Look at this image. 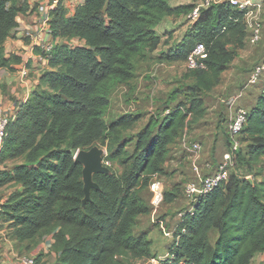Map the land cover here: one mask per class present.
Here are the masks:
<instances>
[{
    "label": "trees",
    "instance_id": "obj_1",
    "mask_svg": "<svg viewBox=\"0 0 264 264\" xmlns=\"http://www.w3.org/2000/svg\"><path fill=\"white\" fill-rule=\"evenodd\" d=\"M195 5L85 0L71 16L63 4L52 13L57 45L49 69L18 106L0 151L1 164L23 160L0 169V189L19 187L0 203V219L13 221L20 239L53 233L56 264H123L119 257L125 253L134 258L150 255V242L135 234L138 217L151 209L141 189L166 172L170 146L189 116L199 120L205 114L201 95L219 85L245 47L243 13L230 3L202 10L170 58L185 61L197 43H204L209 51L206 69L190 70L193 83L170 96L173 101L183 93L184 99L151 116L135 136L132 151L126 149V139L120 143V128L133 126L139 117L124 115L108 123L105 115L112 91L135 77L136 57L158 47L157 28L163 19L189 14ZM28 10V0H0V69L13 70L21 62L7 56L6 42L19 26L18 17ZM73 39L85 43L69 44ZM248 111L235 168L240 160L249 165L264 159V89ZM100 143L107 147L106 161L121 166L122 172L109 168L108 173L94 174L99 188L85 202L84 166L76 154ZM235 168L226 184L200 196L175 233L172 258L161 264H251L256 254L264 253V179L240 178ZM167 193L165 201H174Z\"/></svg>",
    "mask_w": 264,
    "mask_h": 264
},
{
    "label": "rangeland",
    "instance_id": "obj_2",
    "mask_svg": "<svg viewBox=\"0 0 264 264\" xmlns=\"http://www.w3.org/2000/svg\"><path fill=\"white\" fill-rule=\"evenodd\" d=\"M200 1L170 0V4L174 7L191 6ZM260 1L264 5V0ZM188 15L185 11L166 16L157 28L160 35L158 47L136 57L135 77L120 84L112 91L110 105L105 115L108 123H112L124 115L132 114L139 117L133 126L120 128V143H123L126 139L125 147L130 151L133 150L135 136L145 127L151 116L159 112L163 113L167 107L171 109L177 106L184 99L185 95L180 93L177 99L171 101L170 96L173 91L182 85L188 86L193 83L192 79L188 77L190 70L187 68L186 62L170 58L179 42L192 30L193 24L189 22ZM262 20L261 41L254 45L250 43L248 38L246 39L245 47L238 50L235 60L223 73L219 85L201 95L205 108L204 116L199 120L189 116L188 124L179 135L177 144L170 146L171 154L166 164V172L158 176L164 182L165 189L168 192L167 195L175 197L174 201H165L156 210L151 203L150 188L141 189V196L149 202L151 209L149 213L138 217L135 234L145 237L150 242L151 253L149 256L142 258H134L130 253H125L119 257L123 264H161L163 261L172 258L171 249L175 240V233L186 215L194 211L191 200L185 195V186L196 177V174L191 163L187 162V157L182 156L185 153L184 146L190 149L193 143L201 142L203 154L205 151L203 139L206 138L209 150L214 153L213 159L217 161V164L222 160L224 152L228 149V124L230 120L234 117L238 108L250 110L255 105L257 96L264 89V75L256 85L248 86V79L252 71L257 65L264 62V7ZM73 40H68V43L71 45L82 44L78 39ZM60 41L66 42L63 39ZM9 48L13 51L20 49L14 43H11ZM38 65L41 73L49 69V66L44 65L42 60L38 61ZM34 77L36 75L32 76V79ZM14 83L16 84V81ZM2 86L4 85L0 84V88ZM2 90L0 94L7 99V104H4V107L11 106L12 103L21 99L14 96V93L8 88ZM239 95L242 96L236 100V104L229 107L228 101ZM14 97L15 100H13ZM24 97L26 96L24 95ZM226 108H229V110H226ZM209 135L211 136L209 137ZM247 145L248 143L245 142L243 155L246 154ZM98 147L104 151V165L115 173L121 174V166L106 161L107 147L101 143ZM22 163V159L10 160L3 164L0 163V169L5 167L11 169ZM202 171L208 173L210 170L205 166L202 167ZM235 174L240 178L248 177L252 180L261 181L264 179V159L249 165L240 160L235 168ZM17 189H19L17 185H8L1 188L0 203L6 201ZM161 222H163L166 231H170V235L165 234ZM17 236L18 226L7 218H1L0 256L3 264H8L7 252H14L15 254L12 257L20 264L21 260L25 258L34 259V264L57 263L58 254L53 249V233H38L29 239H20ZM216 237L217 235L214 234L213 238L216 239ZM155 261L157 262L155 263ZM251 264H264V253L256 254Z\"/></svg>",
    "mask_w": 264,
    "mask_h": 264
},
{
    "label": "built area",
    "instance_id": "obj_3",
    "mask_svg": "<svg viewBox=\"0 0 264 264\" xmlns=\"http://www.w3.org/2000/svg\"><path fill=\"white\" fill-rule=\"evenodd\" d=\"M29 2V1H28ZM230 3L235 9L243 13V21L247 26L249 33L248 40L251 44H257L262 38L263 28V2L260 0H201L195 3L196 5L189 13V22L194 24L198 21L203 9H207L214 4ZM64 5L63 0H37L30 4V8L34 11L35 22L32 27L27 30V35L31 42L29 44L34 57L39 61H44V65L49 66V60L52 56L53 50L57 45V40L53 36V27L51 24L52 13L61 5ZM208 49L204 43H197L188 54L185 62L189 70L206 69L205 59L208 56ZM28 71L25 70V75ZM262 75H264V62L257 65L252 71L248 86L256 85ZM242 95H239L230 100L233 107L236 100ZM249 111L245 108H238L234 117L228 124V149L223 154L222 160L216 165H207L210 170L204 173L199 164L202 158V144L195 142L191 145L192 150V167L195 171L196 177L190 180L185 186V195L188 197L193 206L198 201L200 196L207 195L223 184H226L230 179V174L236 166L238 152L242 148V134L243 129L248 121ZM16 114L13 109H0V151L3 147L5 138L7 137V129L11 119ZM151 191V203L156 210L165 202V185L164 182L155 175L149 185ZM161 227L166 235H170V231L161 222ZM186 232V229H183ZM155 260V259H154ZM159 261V260H158ZM34 259L25 258L21 260V264H34ZM157 261H155L156 263Z\"/></svg>",
    "mask_w": 264,
    "mask_h": 264
},
{
    "label": "crops",
    "instance_id": "obj_4",
    "mask_svg": "<svg viewBox=\"0 0 264 264\" xmlns=\"http://www.w3.org/2000/svg\"><path fill=\"white\" fill-rule=\"evenodd\" d=\"M28 1L33 6V3H35L37 0H28ZM63 2H64V7L68 11V15L71 16L76 12V9L78 8V6L83 4L85 0H63ZM35 19L36 17H35L34 11H32L31 8L30 10H28L26 14H21L18 17V22H19L18 28L12 31L11 37L6 42L7 56H17L19 57L21 62L18 64H15L13 70L7 69V68L0 69V84L4 85L0 88V91L1 89H3L2 91H4L6 88H8V90H11V92L14 93V96L21 98V99L12 103L11 106L7 105L8 107H4L5 106L4 104H7V101H6L7 99H5L0 94V99H1L0 109L7 110L9 108V109L17 110L18 106L21 105V103L25 102L29 98L31 93L34 91L36 86L39 84L42 73H41L40 66L38 65V60H36V58L34 57L33 52L31 51V48L29 46L31 40L27 35V30H29V28L32 27L33 23L35 22ZM79 42L82 43L80 45H83L85 43L84 41H79ZM11 43H14L16 46H18V48L20 47V49L18 51L11 50V48H9ZM8 44H9V47L7 48ZM21 49H23L26 52L23 53L24 51ZM25 70L28 71V74L26 75H25ZM35 75L36 77L32 79V76H35ZM15 81H16V84L14 83ZM24 95L26 97H24ZM13 100H15V97ZM228 106L232 107L230 104V100L228 101ZM226 110H229V108H226ZM210 136L211 135H209V137ZM178 140L179 138L172 145H176ZM203 141L205 142L204 143L205 151L202 154V158L200 159L199 164L201 163L200 164L201 168L207 165L215 166L217 164L216 163L217 161L213 159L214 153L211 152V150H209L208 148V144H207L208 140L206 141V138H205V140L203 139ZM184 148L186 150L184 149L185 153L182 156L184 158L187 157V160H188L187 162L191 163L192 165V158H191L192 150L191 148L187 149L185 146ZM7 253H8L7 254L8 264H20L17 260H14V258L12 257L15 254L14 252H11V253L7 252Z\"/></svg>",
    "mask_w": 264,
    "mask_h": 264
},
{
    "label": "water",
    "instance_id": "obj_5",
    "mask_svg": "<svg viewBox=\"0 0 264 264\" xmlns=\"http://www.w3.org/2000/svg\"><path fill=\"white\" fill-rule=\"evenodd\" d=\"M76 160L81 163L83 168V180L85 191V202L90 200L91 190L98 189V184L94 181V174L108 173L109 169L104 165V151L95 146L90 150H80L76 154ZM252 181V179H249Z\"/></svg>",
    "mask_w": 264,
    "mask_h": 264
}]
</instances>
